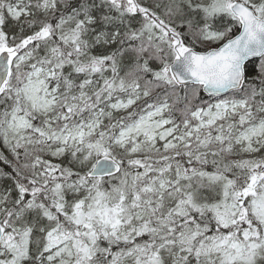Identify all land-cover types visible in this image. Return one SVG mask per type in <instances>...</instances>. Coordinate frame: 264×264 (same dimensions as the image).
I'll list each match as a JSON object with an SVG mask.
<instances>
[{"label": "snow or ice", "instance_id": "1", "mask_svg": "<svg viewBox=\"0 0 264 264\" xmlns=\"http://www.w3.org/2000/svg\"><path fill=\"white\" fill-rule=\"evenodd\" d=\"M0 264H264V0H0Z\"/></svg>", "mask_w": 264, "mask_h": 264}]
</instances>
